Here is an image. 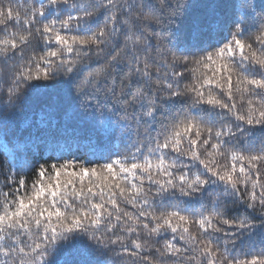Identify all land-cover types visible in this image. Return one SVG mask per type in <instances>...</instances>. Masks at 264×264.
Returning <instances> with one entry per match:
<instances>
[{"label":"snow or ice","instance_id":"snow-or-ice-1","mask_svg":"<svg viewBox=\"0 0 264 264\" xmlns=\"http://www.w3.org/2000/svg\"><path fill=\"white\" fill-rule=\"evenodd\" d=\"M0 95V264H264V0H0Z\"/></svg>","mask_w":264,"mask_h":264},{"label":"trees","instance_id":"trees-1","mask_svg":"<svg viewBox=\"0 0 264 264\" xmlns=\"http://www.w3.org/2000/svg\"><path fill=\"white\" fill-rule=\"evenodd\" d=\"M2 101L3 96L0 95V103ZM19 120L22 126L24 121L34 123L35 127L31 129L33 134H36L38 127L44 128L39 123V110L35 108L24 112ZM57 122L63 124V120L59 117L57 118ZM55 143L62 149L63 159L71 160L75 158L82 162L90 161L91 164L105 163L106 160L101 159V157L106 156L109 152L124 154L127 151L126 142H122L118 134L111 133L108 123H105L103 126H93L91 122L84 120L70 123L67 130L58 133ZM34 155L39 160V163H44L45 160L52 163L56 159V153L49 151H36ZM49 156L52 157L51 160H49ZM40 157L43 158L40 159ZM32 162L35 163L36 160ZM3 180L4 177L0 176V186H3Z\"/></svg>","mask_w":264,"mask_h":264}]
</instances>
